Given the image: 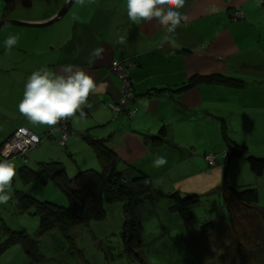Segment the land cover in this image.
Returning <instances> with one entry per match:
<instances>
[{
	"label": "crops",
	"instance_id": "obj_1",
	"mask_svg": "<svg viewBox=\"0 0 264 264\" xmlns=\"http://www.w3.org/2000/svg\"><path fill=\"white\" fill-rule=\"evenodd\" d=\"M66 1L47 0L49 6L46 0H30L29 8L16 4L8 17L43 22L55 16ZM4 5L2 1L1 17L6 13ZM235 8L244 13L238 20L232 18ZM179 11L187 20L177 28L174 45L162 44L165 30L156 20L131 22L126 0H85L83 5L78 0L77 6H71L51 25L3 27L0 30V145L19 127L40 136L44 134L47 126L32 125L18 110L24 84L32 72L42 67L55 71L72 64L88 72L98 85L105 86L104 91L89 96L82 119L77 123L70 119L73 134L66 150L76 155L81 146L85 151L81 162L76 157V171L98 167L95 156L76 135L77 131L88 130L93 137L106 140L107 146L119 156V170L127 169L128 164L136 167L156 185L160 182L163 187L159 185V190L163 193L197 192V188L212 186L210 180L220 170L208 169L210 179L197 180L202 172L207 173L205 167L209 166L203 155L224 150L220 134L222 119L233 141L247 146L255 157L264 158V3L186 0ZM13 35L18 41L6 49L4 41ZM121 38L123 44L119 43ZM98 47L104 49L100 59L91 55ZM130 56L137 57L138 67L130 71V77L140 110L134 115L113 113L108 106L118 102L120 80L111 69V62ZM197 74H222L241 80L244 86L200 84L184 91L176 90ZM155 88L168 90L150 94ZM162 126L167 130L170 144L159 148L144 144V135H154ZM157 155L166 157L164 166H153ZM64 158L55 142L45 141L30 152L29 163L37 166L40 161ZM12 160L18 170L22 160ZM237 161L242 162H234V170L241 165L242 173L249 176L247 162ZM187 176L192 178L189 185L178 188V184L170 182V178Z\"/></svg>",
	"mask_w": 264,
	"mask_h": 264
},
{
	"label": "rangeland",
	"instance_id": "obj_2",
	"mask_svg": "<svg viewBox=\"0 0 264 264\" xmlns=\"http://www.w3.org/2000/svg\"><path fill=\"white\" fill-rule=\"evenodd\" d=\"M2 1L4 4L5 0H0V3ZM46 3L48 4L47 0ZM64 4L65 2L61 8ZM77 5L78 0H74L71 6ZM41 38L44 40L45 36ZM84 156V149L78 146L77 154L72 158L76 160L78 157L77 161L81 162ZM237 160L242 159L231 162L226 171L222 161L216 162L212 167L206 165L207 173L202 172L197 177L200 182L210 179L208 169L220 170L211 178L212 186L205 185L191 193L198 195L199 203L192 208V220L189 222L182 221L177 214L168 211L169 199L163 195L155 193L154 202L145 201L148 198L140 201L142 252L146 264H264V251L252 254L246 252L249 249L255 251L250 243L252 236H255V246L264 250V233L256 232L258 223L264 225V216H257L251 209L238 205L231 224L229 207L220 191L224 182L251 183L253 185L235 188L255 187L259 194L258 205L264 208V182H261L264 178L255 177L248 170L249 178L242 173L241 165L234 170V162H242ZM65 161L73 165L68 168L74 172L75 163L67 154ZM74 175L72 173L69 177ZM188 177L190 176L170 178V182L178 184L179 188L181 185L191 184L192 178ZM256 179L259 182L255 183ZM159 185L162 186L160 182L157 185L154 183L157 190ZM12 187L9 202L0 204V264H141L123 251L120 239L124 222L122 203L105 204L106 217L101 221H90L88 224L63 230L52 228L40 231L38 217L32 215L35 212L33 207L17 213L15 191L26 192L38 201H47L61 207H67L66 197L51 182L46 185L24 184L16 176ZM249 214L251 219L247 217ZM209 223L213 229L205 233L201 227ZM4 227L10 229V232L24 230L35 242L32 246L27 242L9 244L7 240L10 232L3 231ZM24 247L29 248L28 251L32 250V254H28Z\"/></svg>",
	"mask_w": 264,
	"mask_h": 264
},
{
	"label": "trees",
	"instance_id": "obj_3",
	"mask_svg": "<svg viewBox=\"0 0 264 264\" xmlns=\"http://www.w3.org/2000/svg\"><path fill=\"white\" fill-rule=\"evenodd\" d=\"M10 3L11 0H5V10L8 9ZM117 61H124L129 84L127 90V93H129V102L121 112H117L111 107V105L116 103H110L108 108L113 113H128L129 115H134L140 110V105L135 101L130 71L138 67L137 57L130 56L129 58H123V60ZM129 64H132L133 67H128ZM121 84L120 80L118 102L122 96ZM200 84H217L235 88L244 86V82L241 80L222 74H197L190 77L187 82L179 86L176 90L184 91ZM166 90L168 89L155 88L149 93L157 95ZM64 133H66V140L61 144V136ZM72 134L69 119L66 121L65 129L61 128L60 124L56 126L55 131L48 128L42 136L38 135L41 140L37 145L29 149L23 156L15 157L22 160L21 166L17 170V176L24 184L38 183L40 185H46L51 182L66 197L67 207H61L47 201H38L26 192L15 191L16 196L14 193V198L16 200L17 213H21L22 210H30L33 207L35 212L31 214L38 217V229L40 231L52 228L63 230L88 224L90 221H101L106 217L105 204L122 203L124 222L121 228L120 239L123 251L128 256L138 260L141 264H146L142 252L143 237L142 220L139 212L140 201L143 198H148L145 201L154 202L155 193L163 195L169 199L168 211L177 214L182 221L189 222L192 220V208L199 203L198 195L181 193L179 191L163 193L154 187V180L152 178L129 164L127 169L119 170L118 166L121 162L119 156L107 146L106 140L93 137L88 130L77 131L76 135L85 142L88 150L95 156L98 165L97 168H87L77 171L74 169V172H72L68 170V166L73 165L67 163L65 158L63 161L52 159L40 161L37 166L29 163L30 152L40 147L43 142L48 141L55 142L61 150L65 148L62 152L67 154L71 161L75 163L74 166L76 167L77 158L76 160L73 159V155L66 150L67 142ZM220 134L224 142V150L211 154L217 155V162L222 161L224 163L225 171L228 169V165L234 160L244 159L247 162L249 171L255 177L264 178V158L255 157L250 153L247 146L233 141L227 134V128L223 119L220 124ZM143 142L153 148L162 147L167 143L170 144L167 139V130L164 126L154 135H144ZM206 154L203 155L204 159ZM0 159H2L1 156ZM72 173L75 175L69 177ZM220 191L225 196L226 203L228 204L231 224L233 222L232 217L236 212V206L238 205L245 206L248 210L251 209L257 216H264V208L258 205L259 194L255 187L237 189L228 182H224ZM183 194H186V196ZM247 217L251 219V214ZM243 219L245 220V218ZM201 228L205 233H208L213 229V226L209 223L202 225ZM2 229L5 232H10L8 228L4 227ZM256 229V232L264 233V225L258 223ZM9 234L10 236L7 240L9 244L27 242L32 246V243L35 242L29 238L24 230L11 231ZM252 237L250 243L253 244L255 251L249 249L246 252L252 254L264 251L255 246V242H253L255 236ZM245 239L249 241L247 238ZM24 248L28 254H32V250L28 251L29 248ZM31 249L33 248L31 247Z\"/></svg>",
	"mask_w": 264,
	"mask_h": 264
},
{
	"label": "clouds",
	"instance_id": "obj_4",
	"mask_svg": "<svg viewBox=\"0 0 264 264\" xmlns=\"http://www.w3.org/2000/svg\"><path fill=\"white\" fill-rule=\"evenodd\" d=\"M79 3L83 5L85 0H79ZM185 3L186 0H126V11L133 23L156 20L165 30L162 44L174 45L177 28L187 20V16L179 11ZM17 41V36H8L4 41L6 49H11ZM119 43H124L123 38ZM103 52L104 49L98 47L91 55L100 59ZM104 90L103 84L98 85L88 72L72 64L62 65L55 71L42 67L27 78L18 110L32 125L47 126L55 131L62 121L72 119L77 123L82 119L85 116L83 106L89 96ZM2 155L5 158L0 159V204H7L17 168L14 161L7 158L8 152ZM166 163V157L157 155L153 166L162 167Z\"/></svg>",
	"mask_w": 264,
	"mask_h": 264
},
{
	"label": "built area",
	"instance_id": "obj_5",
	"mask_svg": "<svg viewBox=\"0 0 264 264\" xmlns=\"http://www.w3.org/2000/svg\"><path fill=\"white\" fill-rule=\"evenodd\" d=\"M261 3H264V0H259ZM244 13L239 8H235L232 11L233 20L243 17ZM128 67H133L132 64H129ZM111 69L114 70L119 79L121 80V92L122 96L118 103L111 105V107L117 111L121 112L125 109V106L128 104L129 93L128 90V79L127 72L125 69L124 61H112ZM136 111V109H134ZM130 113V111H129ZM61 128L65 129L66 121L60 123ZM40 137L27 129L26 127L17 128L1 145H0V156L2 159L5 157L2 155L4 152H8V159L12 160L15 157L23 156L29 149L34 147L40 142ZM66 140V133L61 136V144ZM205 160L209 165H214L217 162V155L206 154Z\"/></svg>",
	"mask_w": 264,
	"mask_h": 264
},
{
	"label": "water",
	"instance_id": "obj_6",
	"mask_svg": "<svg viewBox=\"0 0 264 264\" xmlns=\"http://www.w3.org/2000/svg\"><path fill=\"white\" fill-rule=\"evenodd\" d=\"M74 0H67L63 7L57 12L55 16L52 18L43 21V22H28V21H20V20H14L8 17L9 13L15 8L16 4H21L24 8H29L30 6V0H23L19 2L18 0H11V4L9 5L6 13L1 17L0 19V30L3 27L12 25V26H25V27H45L48 25H51L55 21H58L61 19L70 9L71 5L73 4Z\"/></svg>",
	"mask_w": 264,
	"mask_h": 264
},
{
	"label": "flooded vegetation",
	"instance_id": "obj_7",
	"mask_svg": "<svg viewBox=\"0 0 264 264\" xmlns=\"http://www.w3.org/2000/svg\"><path fill=\"white\" fill-rule=\"evenodd\" d=\"M7 11V10H6Z\"/></svg>",
	"mask_w": 264,
	"mask_h": 264
}]
</instances>
